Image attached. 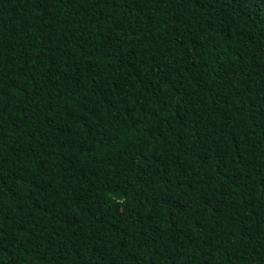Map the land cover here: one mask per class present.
Listing matches in <instances>:
<instances>
[{
    "label": "trees",
    "instance_id": "1",
    "mask_svg": "<svg viewBox=\"0 0 264 264\" xmlns=\"http://www.w3.org/2000/svg\"><path fill=\"white\" fill-rule=\"evenodd\" d=\"M0 264H264V0H0Z\"/></svg>",
    "mask_w": 264,
    "mask_h": 264
}]
</instances>
